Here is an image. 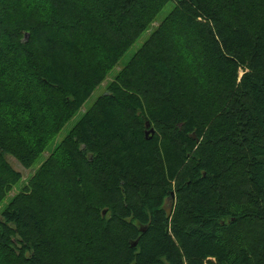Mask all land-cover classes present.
Wrapping results in <instances>:
<instances>
[{
  "label": "trees",
  "instance_id": "obj_1",
  "mask_svg": "<svg viewBox=\"0 0 264 264\" xmlns=\"http://www.w3.org/2000/svg\"><path fill=\"white\" fill-rule=\"evenodd\" d=\"M170 1L2 211L0 264H264V0H0V202Z\"/></svg>",
  "mask_w": 264,
  "mask_h": 264
},
{
  "label": "rangeland",
  "instance_id": "obj_2",
  "mask_svg": "<svg viewBox=\"0 0 264 264\" xmlns=\"http://www.w3.org/2000/svg\"><path fill=\"white\" fill-rule=\"evenodd\" d=\"M174 6L173 2H168L161 11L157 14L156 18L152 22L151 26L148 27L146 31H144L140 37L134 42V44L122 55V57L119 59L117 64L107 73L104 81L98 85L94 91L91 93V95L86 99L83 106L76 112V114L70 118L69 120L65 121L64 124L61 126L58 133L50 139L48 144L46 145L45 150L38 156L36 161L33 163V165L25 169L23 168L15 159H13L10 156H6L5 159L9 166L16 172L19 173L20 179L18 182H16L9 190V192L6 194V196L2 199L0 202V217L1 213L8 204V202L19 192L23 190L24 187L27 186L29 178L33 175V172L46 161L48 157L52 154L53 150L57 147V145L63 140V138L69 133V131L73 128V126L77 123V121L82 117V115L85 113L86 110H88L92 104L96 101L98 97L103 95L106 92V88L108 84L114 79L115 75L127 64V62L131 59V57L135 54V52L141 47L143 42L149 37V35L152 33V31L158 26V24L168 15V13L172 10ZM178 52L179 55L187 61L188 65L191 66L192 63H194L193 58L189 52V49L187 46L184 45V41L178 40ZM195 64V63H194ZM189 69H192L193 67H188ZM25 85V84H24ZM28 92H34L33 89H27ZM38 98V95H37ZM41 122H46L44 118L40 119ZM44 128L38 125L37 131L40 132L38 134L43 133V135L48 134V132H43ZM42 132V133H41ZM27 135H30L26 133ZM29 139V138H28ZM105 210V209H103ZM102 210V211H103ZM101 211V214H102Z\"/></svg>",
  "mask_w": 264,
  "mask_h": 264
},
{
  "label": "water",
  "instance_id": "obj_3",
  "mask_svg": "<svg viewBox=\"0 0 264 264\" xmlns=\"http://www.w3.org/2000/svg\"><path fill=\"white\" fill-rule=\"evenodd\" d=\"M145 138L148 139L152 136L153 134V130L151 128H149V124L148 122L145 123ZM193 137V135H192ZM106 214V210L102 211V216H104ZM133 245H135V243H133Z\"/></svg>",
  "mask_w": 264,
  "mask_h": 264
}]
</instances>
